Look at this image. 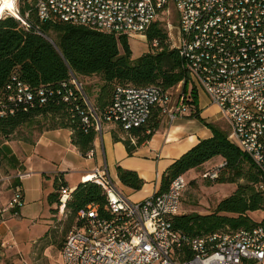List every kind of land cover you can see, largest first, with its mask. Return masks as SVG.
<instances>
[{
    "label": "built area",
    "instance_id": "1",
    "mask_svg": "<svg viewBox=\"0 0 264 264\" xmlns=\"http://www.w3.org/2000/svg\"><path fill=\"white\" fill-rule=\"evenodd\" d=\"M6 1L13 5L16 16L6 10L2 17L11 16L27 29L28 13L20 15L19 0ZM32 1L41 22L57 20L127 39L145 37L153 24H161L169 16L173 4L180 34L175 49L189 85L219 110L231 130L232 140L228 141L258 170L259 188L264 191V0ZM163 24L169 32L171 25ZM71 83L86 107L81 122L94 130L96 138L101 137L105 124H117L125 131L142 127L154 108L168 124L191 114L183 82L168 90L154 85L118 88L111 107L103 113L88 101L82 84L73 76ZM8 99L27 104L32 93L28 86L16 82V94ZM130 141L134 143V139ZM93 156L94 149L85 158ZM222 166L204 177L216 178ZM30 175L22 172L0 180L17 181L8 209L21 206L18 182ZM89 176L90 182L101 188L105 205L100 209L90 204L77 213L78 224L68 231L60 249V264H264V220L249 230L208 236H191L174 229L173 220L180 215L187 186L185 175L175 177L166 191L138 203L119 191L105 168L95 169ZM81 182L87 181L83 177ZM71 192L60 189V213H64Z\"/></svg>",
    "mask_w": 264,
    "mask_h": 264
},
{
    "label": "trees",
    "instance_id": "2",
    "mask_svg": "<svg viewBox=\"0 0 264 264\" xmlns=\"http://www.w3.org/2000/svg\"><path fill=\"white\" fill-rule=\"evenodd\" d=\"M18 7L22 17L28 13L27 29L11 16L0 18V136L7 141L14 136L19 141H31L27 134L32 129L39 134L68 129L71 144L82 157L93 150L96 134L81 122V113H85L86 107L82 95L71 83L72 76L75 79L100 78L102 83L93 103L100 113L111 107L118 88L154 85L168 90L183 82L182 91L187 95L191 110L188 119H199L197 92L189 85L183 62L160 23L153 24L145 33L148 52L133 60L126 37L57 20L41 22L37 19L32 0H19ZM16 82L30 88V103L9 101L8 98L16 94ZM42 99H45L44 102H41ZM163 122L162 113L154 108L142 127L125 131L121 126L111 124L116 129L111 127L109 133L112 141L122 143L131 156L151 139ZM207 126L211 137L198 141L163 172L158 193L166 191L175 177L220 157L223 166L214 182L242 183L237 184L235 191L221 200L213 212L178 215L173 220V227L191 236L252 229L259 222L253 221L248 213L264 211V191L259 188L262 184L260 173L228 141L223 130L216 125ZM130 139H134L133 144ZM0 159H3L1 152ZM116 173L122 186L133 191L142 189L144 181L136 172L117 167ZM61 188H66V185L62 174H58L53 179V192L46 198L48 205L59 203ZM90 204L103 208L105 196L95 183L80 182L71 192L65 209L76 220L77 213Z\"/></svg>",
    "mask_w": 264,
    "mask_h": 264
},
{
    "label": "rangeland",
    "instance_id": "3",
    "mask_svg": "<svg viewBox=\"0 0 264 264\" xmlns=\"http://www.w3.org/2000/svg\"><path fill=\"white\" fill-rule=\"evenodd\" d=\"M163 22H168L171 25L172 28L169 32L165 28ZM163 22L161 23V26L168 33L171 46L174 48L179 47V16L173 4L169 6V16L165 17ZM128 40L132 52L131 58L133 60L137 59L143 53L148 52V45L144 36H132L129 37ZM76 80L82 84L85 96L88 101L93 104L94 96L97 94L102 83L100 78L98 76L88 78L76 77ZM199 105L200 108H202L201 111H199V119H189L192 131H206L212 135L211 130L207 126L208 124H212L223 130L224 133H226V138L228 140H232L231 130L226 121L221 117L219 110L215 108L214 105L206 106L204 97L201 94L199 95ZM111 127H113L111 124H105L102 127L103 136H106L105 129H110ZM113 128L116 129L115 127ZM27 135L33 140L39 135V133L37 130L32 129L31 133ZM122 136L123 135L121 134V137ZM14 141H19L16 136L11 137L8 141L0 136V147H4L6 154H10V151L13 153L15 152L14 148H11L12 146L8 144ZM4 145H7V147ZM2 156L3 159H0V166L5 158L3 153ZM62 156L67 160V164H65L64 167H60L61 158L59 156H57V158L54 157V159L42 157L46 160V163L41 167V170L37 167H31V169L26 167L25 171H23L28 172L31 175L28 178L23 179L21 182H18L21 187L22 195H25V199L23 198L21 206L16 209L19 211L18 217L16 218L19 222L16 231L19 229L20 232L16 233V243L14 240H7L6 236L3 237L4 239L0 240V264H59V249L63 238L67 234H65V232L67 229L69 231L72 226L75 225L76 220L71 218L70 211L66 209L64 210V213H59L57 209L58 204H54L52 210L53 218L50 217L48 219L49 225L47 228H49V233L45 240H39L40 236L37 235L38 226L39 223L42 224L43 216L46 214L43 211H49L46 202V196L49 193L46 192H48L47 190L50 187V180L45 176L47 175L51 178V175L53 174L52 172L56 169L64 170L67 173L66 178L68 184L73 186L77 182V176L74 171L88 170V168L94 164V160L90 161L87 158L76 156L74 153H68L66 155L62 154ZM117 156L118 155L116 154V157ZM131 156H118L117 161L114 163V159L110 161L108 159L109 156L106 155L107 158H104V160L105 163L107 160L106 166L108 168L109 176L118 187L119 191L131 201L138 203L151 196L150 187L155 184V171L159 170V167L155 168L154 165L146 171L145 185L140 191L134 192L126 190V188H123L117 183L114 174L117 167L124 169L122 164L127 163L126 161L129 160ZM98 157H100L101 161L103 160L102 151ZM6 161L4 162V167L10 165L8 161ZM218 166L219 162L212 161L197 169L190 170L185 174L187 186L182 194L180 215L192 213L209 214L213 212L217 204L221 200L229 197L235 191L237 184L242 183V181H239L236 184H216L214 182V179L216 178L212 179L209 176L206 178L204 177V175L215 171ZM43 173L46 175H43ZM8 175L4 174L3 177ZM3 182L8 185L7 181H2L0 184ZM12 188L13 187H11V189ZM248 215L255 222H261L264 220V211L252 212L248 213ZM20 238H23L25 242H20ZM49 246H52V248L46 250ZM13 250H16L15 256L8 257Z\"/></svg>",
    "mask_w": 264,
    "mask_h": 264
},
{
    "label": "crops",
    "instance_id": "4",
    "mask_svg": "<svg viewBox=\"0 0 264 264\" xmlns=\"http://www.w3.org/2000/svg\"><path fill=\"white\" fill-rule=\"evenodd\" d=\"M200 95V94H199ZM199 95H198V109L201 111L199 105ZM204 97L205 105L206 106H213L209 103L208 99ZM93 105V104H92ZM216 108V107H215ZM106 136L101 134V137H98L94 141V156L90 161L94 160V164L91 165L88 170H77L74 173L77 176V182L73 186L68 184L66 178V172L64 170L56 169L52 177L50 178L46 174L45 177L50 180V187L46 193L53 192V179L56 175L62 174V178L65 182L66 188L72 189V191L76 188V186L81 182V178L84 177L85 181H90L91 175L95 169H106L108 173V168L106 166L107 160L105 163L104 158L106 159V155L109 156V160L112 161L114 159V163L117 161V157H125L126 155L129 156L126 152L125 147L122 143H114L112 141L111 135L109 133V129H105ZM71 132L68 129H59L53 131H46L38 136L35 139L24 142V141H14L10 142V144L15 150V154L10 151V154H6L4 151V147L1 146L0 150L4 154V160L0 166V180L3 179L4 174H9L14 176L16 173H22L25 171V168L31 169V167H37L38 169H42L41 167L45 165L46 160L42 157H47L49 159H54L59 156L60 160V167H64L67 164V160L64 159L62 154L66 155L68 153H74L76 156H81V154L72 146L71 141ZM210 133L204 131H192L191 124L188 118L179 119L175 122L168 124L165 120L161 124L160 128L154 133L151 139L148 142L143 143L136 151L133 153L131 158L127 160L125 164H122V167L126 170L134 171L137 173L138 177L144 181L146 179V171L149 170L150 167L155 165V168L159 167V170L155 171V184L150 187V194L152 195L155 192H158L160 187V179L163 172L182 154L187 152L190 148H192L198 141L210 138ZM7 143V142H5ZM4 144V143H3ZM7 147V145H4ZM102 151L103 160L101 161L99 154ZM116 154L118 155L116 157ZM63 157V158H62ZM85 158V157H82ZM8 161L10 165H6L4 167V162ZM6 161V162H7ZM219 162V165L223 163V160L220 157H215L210 161L206 162ZM110 163V162H109ZM42 164V165H41ZM203 164V165H205ZM104 165V166H103ZM202 165V166H203ZM103 166V168H102ZM22 171V172H21ZM8 175V176H9ZM109 175V173H108ZM117 183L119 185L120 182L117 178V173L114 174ZM110 177V176H109ZM111 179V178H110ZM15 182L12 181V186H14ZM17 184V181H16ZM22 184V183H21ZM143 185V187H144ZM11 183L8 185L3 182L0 184V240L4 239L3 237H7V240H14L16 243V233L20 232L16 231V227H18L19 222L17 221L19 211L16 209H9L8 211V204L12 197V189ZM122 186V185H121ZM123 188H126L122 186ZM142 187V188H143ZM126 190H131L126 188ZM133 191V190H131ZM140 191V190H139ZM136 192V191H134ZM47 194V196L49 195ZM25 195H23V198ZM46 196V198H47ZM47 202V201H46ZM48 204V203H47ZM49 211H43L46 214L43 216L42 224L39 223L38 226V236H40L39 240L46 239L49 233V221L48 219L52 216L53 205H47ZM60 213V212H59ZM62 214V213H61ZM68 233V229L66 230L65 234ZM67 235V234H66ZM65 235V237H66ZM65 237L62 240L60 249L62 244L65 240ZM24 241L23 238H20V242ZM19 242V241H18ZM52 246L46 248V250H50ZM60 249H59V264H60ZM16 250L10 252L8 257L15 256Z\"/></svg>",
    "mask_w": 264,
    "mask_h": 264
},
{
    "label": "bare ground",
    "instance_id": "5",
    "mask_svg": "<svg viewBox=\"0 0 264 264\" xmlns=\"http://www.w3.org/2000/svg\"><path fill=\"white\" fill-rule=\"evenodd\" d=\"M10 5V6H9ZM13 9V5L11 3H9V1L6 0H0V18H2L3 15V11H10L11 14H13L14 16H16V13Z\"/></svg>",
    "mask_w": 264,
    "mask_h": 264
},
{
    "label": "water",
    "instance_id": "6",
    "mask_svg": "<svg viewBox=\"0 0 264 264\" xmlns=\"http://www.w3.org/2000/svg\"><path fill=\"white\" fill-rule=\"evenodd\" d=\"M46 40H48L49 42H51L48 38H46Z\"/></svg>",
    "mask_w": 264,
    "mask_h": 264
},
{
    "label": "snow or ice",
    "instance_id": "7",
    "mask_svg": "<svg viewBox=\"0 0 264 264\" xmlns=\"http://www.w3.org/2000/svg\"><path fill=\"white\" fill-rule=\"evenodd\" d=\"M10 6V5H9Z\"/></svg>",
    "mask_w": 264,
    "mask_h": 264
}]
</instances>
